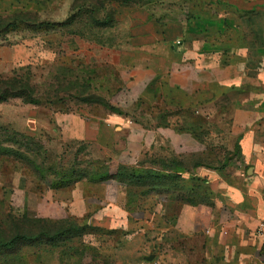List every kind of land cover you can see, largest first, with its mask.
<instances>
[{
    "label": "crops",
    "instance_id": "1",
    "mask_svg": "<svg viewBox=\"0 0 264 264\" xmlns=\"http://www.w3.org/2000/svg\"><path fill=\"white\" fill-rule=\"evenodd\" d=\"M60 1L64 0L48 4ZM74 2L66 0L60 14L68 16ZM117 6L107 44L92 41L76 46L77 69L92 85L101 80L108 86L111 83L118 95L130 98L135 107L138 104L146 118L137 124L126 114L107 113L102 106L101 114L90 113L96 110L92 106L71 114L57 113L53 118L59 128L69 139L95 143L98 159L111 156L109 148L116 138L126 143L118 158L123 155L128 161L149 157L154 151L176 161L179 150L199 153L203 160L207 144L218 143L223 150L218 166L201 162L190 170L194 196L186 213L176 211L184 200L168 197L163 182L150 184L134 177L165 175L172 182V177L181 175L178 166L161 165L159 171L144 167L139 173L117 170L105 181L97 180L115 194L121 187H140L161 197L152 210L146 198L141 199L146 194L139 193L141 198L104 195L102 205L120 209L125 220L134 224L124 250L148 260L152 258L148 251L158 252L164 242L175 244L190 236V259L201 257L205 264H264V40L259 39L263 30L235 27V39L228 41L222 39L220 27H195V20L160 23L145 7ZM88 27L97 26L90 23ZM12 52V65L26 61L22 48ZM2 55L0 49V70L8 62ZM160 99L190 109L192 123L202 127L201 140L192 133L178 132L176 120L150 119ZM200 190L207 193L202 196ZM169 202L176 205L172 214Z\"/></svg>",
    "mask_w": 264,
    "mask_h": 264
},
{
    "label": "rangeland",
    "instance_id": "2",
    "mask_svg": "<svg viewBox=\"0 0 264 264\" xmlns=\"http://www.w3.org/2000/svg\"><path fill=\"white\" fill-rule=\"evenodd\" d=\"M49 2L0 0V31L5 25H14L7 33H0V49L4 51L1 57L8 61L0 74L4 79H17L30 85L29 98L37 103L26 104L21 98L0 102V243L22 237L32 239L1 249L0 264H205L201 257L190 259V236L181 237L175 244L164 242L158 252L148 251L151 261L138 259L124 250V241L134 224L125 220L120 209L102 205L104 195L112 196L114 192L107 191L97 180L117 170L126 173L132 169L139 173L144 167L159 171L161 165L178 166L181 175L172 182L151 176L149 183L163 182L168 197L184 200L176 211L186 213L193 195L190 170L201 162L218 166L223 150L218 143L205 145L204 161L201 154L183 150H179L176 161L155 151L149 157L135 156L128 161L123 155L118 158L126 143L116 138V144L109 148L111 156L98 159L95 143L66 137L53 118L57 113L71 114L92 106L96 110L90 113L104 112L100 106L108 113L111 111L103 106L107 104L120 111L126 109L120 113L134 123L146 117L144 112L141 115L138 104L135 107L130 98L118 95L111 83L108 86L101 80L92 85L77 69L80 60L74 52L80 44L85 46L92 41L107 44L111 40L108 27L88 26L109 23L120 4L116 0H75L72 12L63 16L60 9L64 11L66 0L53 6ZM137 3L148 5L150 12L165 22L195 20L198 21L195 27L211 30L220 27L224 31L222 39L228 41L235 39V27H261L259 39L264 40V0H139ZM14 48H22L27 54L26 61L16 66L11 63ZM22 56L25 57L23 52ZM161 100L150 119H163L164 123L190 121L188 113L180 112L190 109ZM213 131L216 134V129ZM102 146L99 144L101 152ZM142 189L121 187L114 194L137 198H141L139 193L146 194L141 199L146 198V204L153 210V203L161 199L160 195ZM199 192L202 196L207 193ZM167 205L171 214L175 212L176 205L171 206L170 202ZM57 231L60 238L47 240L46 235Z\"/></svg>",
    "mask_w": 264,
    "mask_h": 264
},
{
    "label": "trees",
    "instance_id": "3",
    "mask_svg": "<svg viewBox=\"0 0 264 264\" xmlns=\"http://www.w3.org/2000/svg\"><path fill=\"white\" fill-rule=\"evenodd\" d=\"M121 6H141V7H145L148 10H150L148 8V5L146 4H139L137 3V1L139 0H116ZM151 11V10H150ZM152 13V12H151ZM152 17L156 18V20L158 22H164L163 20L157 18L153 13H152ZM114 24V18H110V22L109 23H95L94 25L97 27H111ZM0 33L1 34H5L7 33L10 29H13L14 25L13 24H8L5 25ZM29 90H30V85L28 84H24L21 80H17V79H4L2 77V75L0 74V102H7L11 99H15V98H21L23 100L26 101V104H34L36 105L37 103L35 101H33L32 99L29 98ZM104 107L108 108L111 112L113 113H117V114H122L120 113L121 111L115 107H108L107 104H103ZM180 112L184 115L185 113H188V115H190V111H183L180 110ZM159 121H163V119H159ZM191 121V124H190ZM189 122L187 121H182V122H176L177 124L175 125L176 130L180 133H192L196 138H198L199 140H201V135L203 134L202 131L200 130V128L202 127H197L195 126V124L192 123V120L190 119ZM151 176H156L160 179H166L168 177H166L165 175H148L145 176L144 178L148 180ZM135 179H140V177L134 176ZM108 178V175L106 177H103V179H101V181H105ZM173 178V177H172ZM176 177H174L175 179ZM134 179V178H133ZM121 180H123L121 178ZM61 233H59V231L55 232L53 235L49 234L46 235L47 240L50 239L52 241H55L56 239L60 238ZM24 239L28 240H32L31 238H26V237H22V239H16L14 241L10 240V241H5V242H1L0 243V250L1 249H8V248H13L16 244H19L21 241H24Z\"/></svg>",
    "mask_w": 264,
    "mask_h": 264
},
{
    "label": "water",
    "instance_id": "4",
    "mask_svg": "<svg viewBox=\"0 0 264 264\" xmlns=\"http://www.w3.org/2000/svg\"><path fill=\"white\" fill-rule=\"evenodd\" d=\"M148 260H149V261H151L152 259H151V258H149Z\"/></svg>",
    "mask_w": 264,
    "mask_h": 264
}]
</instances>
